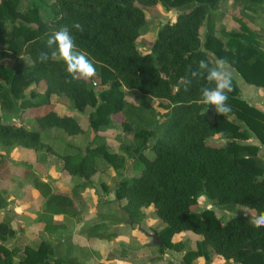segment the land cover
Returning <instances> with one entry per match:
<instances>
[{
	"label": "trees",
	"instance_id": "obj_1",
	"mask_svg": "<svg viewBox=\"0 0 264 264\" xmlns=\"http://www.w3.org/2000/svg\"><path fill=\"white\" fill-rule=\"evenodd\" d=\"M220 1L0 0V108L4 112L0 147L41 152L40 165L46 159L43 151H48L61 161L63 170L81 178L69 192H60L28 171L31 186L45 199V211L38 219L46 230L63 226V220L54 215H79L77 199L91 186L99 162L120 172L131 158L132 169L139 174L118 180L114 196L123 201L119 214L135 223L145 208L152 207L162 222L157 230L160 244H155L159 253L165 248L181 250L184 244L173 237L190 231L201 238L184 252L185 264L199 257L208 261L210 250L232 264H264V227H254L239 216L221 221L213 209L199 208L200 198L206 197L215 206L239 205L257 214L264 212V162L258 157L259 146L248 142L255 136L264 145V111L242 99L233 80L228 93L231 111L226 116L218 114L201 102L200 89L214 85L203 77L191 79L200 60L214 65L217 58L226 60L247 83L264 88V34L245 22L238 30L219 29L217 33L212 9ZM160 2L181 13L159 27L150 52L142 54L136 40L146 23L143 7ZM233 2L247 12L264 10V0ZM73 22L83 30L71 28ZM65 25L78 50L96 68L88 82L72 79L60 60H38L40 52L50 51L48 37ZM18 50L29 57V64L12 68L1 62L7 52ZM32 83L41 89L35 101L32 90L29 97L24 94ZM132 90L140 95L127 100L126 92ZM147 98L156 100L165 112L157 114L145 103ZM55 103L70 110L58 112ZM88 108L87 124L93 135L84 149L65 143L59 150L44 141L43 132L51 129L71 139L85 134L86 127L73 112ZM30 110L37 129L7 116ZM117 114L131 139L123 153L110 152L104 137L97 134L108 130L111 116ZM215 137L224 142H212ZM146 150L153 156L147 157ZM6 165L1 155L0 170ZM7 205V196L0 190V210ZM103 226L108 227L105 220L90 225L88 231L101 238L113 237L115 233L105 232ZM15 233L7 219L0 220V264H13L17 254V264H81L70 250L55 256L57 246L45 240L36 246L10 247L7 242Z\"/></svg>",
	"mask_w": 264,
	"mask_h": 264
},
{
	"label": "rangeland",
	"instance_id": "obj_2",
	"mask_svg": "<svg viewBox=\"0 0 264 264\" xmlns=\"http://www.w3.org/2000/svg\"><path fill=\"white\" fill-rule=\"evenodd\" d=\"M143 8L146 14V23L141 27L136 44L138 50L145 54L150 52L159 27L166 22L175 20L176 15L173 12L180 10L161 2ZM212 11L217 33H219V29L238 30L240 23L245 22L257 32L264 34V10L245 12L233 0H221ZM204 29L205 26H202L201 34ZM216 60L214 58V61ZM1 62L9 67L18 68L29 64L30 59L18 50L7 52ZM238 82L241 90L248 85L241 78L240 81L238 79ZM101 87L97 81L96 88L100 89ZM31 90L36 95L33 99L35 101L38 99L37 93H41V89L32 83L24 90V94L29 97ZM139 95L137 90H132L126 92V99L133 100L135 96ZM145 103L153 107L159 115L165 112L156 100L147 98ZM54 106L58 112L70 110L58 103H55ZM88 112L89 108L82 113L73 112L75 117L86 127L85 134L71 139L61 132L51 129L43 132L44 141L59 150L64 148L63 144L65 143L84 149L85 144L91 140L93 135L87 124ZM2 114L4 112L0 108V115ZM31 115V110L22 113V115L19 112L7 113V116L15 122L37 129ZM111 117L113 121L110 128L108 130L103 128L97 134L104 137L110 152L123 153L125 145L130 143L131 139L121 128L122 116L117 114ZM211 141L224 142L218 137L212 138ZM40 154L41 152L36 153L22 147H14L8 151L0 147V156L6 157L7 160L6 167L0 170V190L5 193L8 199V205L0 210V220L7 219L16 232L14 237L7 242L10 247L36 246L40 241L45 240L57 246L55 256H64L70 250V254L76 256L81 264H145L153 260L160 264H166L169 261L172 264H185L182 256L187 249L194 247L195 241L201 238L199 235L190 231L176 234L173 241L182 242L184 247L179 251L165 248L162 253H159L152 241L153 235L157 234L162 222L154 216L152 207L145 208L135 223L119 214L123 201H117L114 196L116 184L120 178L139 174L137 170L132 169L131 158H127L126 167L120 172H116L105 161L99 162L97 171L91 177V186L87 187L82 192V196L77 199L80 208L79 215L77 217H69L64 214L54 215L55 219L63 220V226L53 232L46 230L44 222L38 219L39 214L45 211V199L31 186L29 172L50 182L53 189L60 192H69L75 184L81 182V178L72 176L63 170L61 161L48 151H43L46 159L40 165L38 163ZM145 155L152 157L153 152L146 150ZM204 207L213 209L221 221H226L232 216H239L250 221V214L258 215L239 205L235 207L215 206L206 197L200 198L199 201V208ZM101 220H105L108 225V227L103 226L102 230L114 232L113 237L101 238L88 231L90 225ZM70 246L72 247L70 248ZM18 255L14 257L13 264H17ZM191 264H232V262L223 260L210 250L208 261L199 257Z\"/></svg>",
	"mask_w": 264,
	"mask_h": 264
},
{
	"label": "clouds",
	"instance_id": "obj_3",
	"mask_svg": "<svg viewBox=\"0 0 264 264\" xmlns=\"http://www.w3.org/2000/svg\"><path fill=\"white\" fill-rule=\"evenodd\" d=\"M71 28L83 30L82 25L78 22H73ZM46 47L50 51H42L38 55V60L41 63H46L49 59L62 61L66 66V72L72 79L88 82L95 77L96 68L93 62L85 52L78 50L69 26L65 25L53 31L47 39ZM234 75L235 70L224 59H217L214 65H210L207 60H200L197 70L191 73V79L203 77L208 85H214L200 89L201 102L214 107L218 114L225 115L231 111L228 104V93L232 91ZM66 82L71 83V80ZM190 82L191 80H189ZM249 220L254 227H264V212H260L256 216L250 214Z\"/></svg>",
	"mask_w": 264,
	"mask_h": 264
},
{
	"label": "crops",
	"instance_id": "obj_4",
	"mask_svg": "<svg viewBox=\"0 0 264 264\" xmlns=\"http://www.w3.org/2000/svg\"><path fill=\"white\" fill-rule=\"evenodd\" d=\"M245 11V10H244ZM246 12V11H245ZM253 29V28H252ZM225 30V29H224ZM226 31H230V30H226ZM262 46L264 48V41L261 42ZM217 58H215L216 60ZM216 62V61H215ZM232 67V66H231ZM233 68V67H232ZM234 69V68H233ZM235 70V69H234ZM236 77V78H235ZM240 78L246 83L248 84L247 87L243 90H241L240 88V83L238 82V79L240 81ZM233 80L235 81V83L237 84L238 88H239V96L244 99L245 101H247L249 104L256 106L258 108H260L262 111H264V88L262 87H257L254 86L252 84L247 83L242 76L235 70V75ZM248 142L258 145L259 146V150H258V157L262 159V161L264 162V145L261 144L259 142V140L255 137L252 136ZM202 258V257H201ZM204 260V258H202Z\"/></svg>",
	"mask_w": 264,
	"mask_h": 264
},
{
	"label": "water",
	"instance_id": "obj_5",
	"mask_svg": "<svg viewBox=\"0 0 264 264\" xmlns=\"http://www.w3.org/2000/svg\"><path fill=\"white\" fill-rule=\"evenodd\" d=\"M180 13H181V11H174L173 12V14H175V15H178ZM129 220H130V218H129ZM152 243L153 244H157V245L160 244L156 233L153 235V241H152Z\"/></svg>",
	"mask_w": 264,
	"mask_h": 264
}]
</instances>
